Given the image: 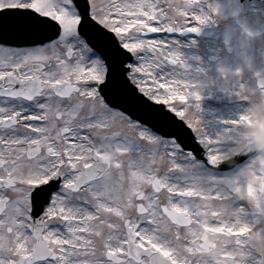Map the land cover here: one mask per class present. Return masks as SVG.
Here are the masks:
<instances>
[{
    "label": "snow or ice",
    "instance_id": "snow-or-ice-1",
    "mask_svg": "<svg viewBox=\"0 0 264 264\" xmlns=\"http://www.w3.org/2000/svg\"><path fill=\"white\" fill-rule=\"evenodd\" d=\"M162 12L0 0V264H264V158L169 100Z\"/></svg>",
    "mask_w": 264,
    "mask_h": 264
},
{
    "label": "rangeland",
    "instance_id": "rangeland-1",
    "mask_svg": "<svg viewBox=\"0 0 264 264\" xmlns=\"http://www.w3.org/2000/svg\"><path fill=\"white\" fill-rule=\"evenodd\" d=\"M218 1L219 0H214L213 3L212 0H159L163 9L161 19L164 21L165 32H167L168 28L177 32L191 31V29H198L200 27L205 29L198 38L168 36V42L164 47L173 49L178 53L179 63L175 68L164 65L163 71H176L179 73L178 79L181 88L187 90L184 94L181 93V95L183 97H189V93L191 94V97H189L190 101L187 105L192 104V102L196 104L199 102L198 107L202 109L206 108L212 113L215 112L216 108L214 109V106L208 105L207 103L211 100L222 101V97L218 94L219 91H223V89H221V84L230 79H234L237 92L233 99L236 101V109L239 113L237 115L239 119L241 118L240 124H243V127L241 126L237 133H239V137L241 138L240 141L242 142V139H246L247 128L254 125V121L249 114V107L253 100L259 98L261 94H264V89L258 90L255 83L256 78L264 76V51H260V47L256 46L260 44L264 48V40L259 39L255 44L249 42L248 46L241 42L238 43L235 40L234 42L225 41L227 38H221L219 36V29H207V26L204 25L208 24V20L211 25H217L216 16L212 14L214 13L212 6H214L213 4H217ZM218 7L219 13H225L223 17L232 13L236 15L235 13L238 11L231 0H221ZM201 21H203V23H201ZM233 32L235 31L233 30ZM236 34L241 36L238 32H236ZM235 38L237 37L235 36ZM249 47L251 49H249ZM226 48H231L232 52L229 53ZM210 58L215 59V61H213L212 65H206L208 63L207 59ZM218 58L219 62L224 61V58L233 59L241 64V69L237 67L236 72L230 71L224 76L212 80V77L205 75L204 72L208 71L207 73H210V70H216L218 68ZM245 60L251 61V64L243 65L241 62H245ZM184 63L189 65V69L184 68ZM215 63H217V65H214ZM223 65L225 66L226 64ZM209 78L211 79V85L210 89H207L209 92H207L208 94L206 95L196 88L195 82L197 80ZM188 90L192 91L188 93ZM170 98L171 97H169V100H171ZM189 111L193 118L199 121V124L202 122L203 127H200L203 129L202 131L208 132L209 136H212L209 128L204 125V121L201 117L202 112L195 105H193L192 110ZM258 126L262 128L261 122L258 123ZM211 130L213 131L212 125ZM238 144L241 143L238 142ZM225 146L228 150L233 145L225 144Z\"/></svg>",
    "mask_w": 264,
    "mask_h": 264
},
{
    "label": "clouds",
    "instance_id": "clouds-1",
    "mask_svg": "<svg viewBox=\"0 0 264 264\" xmlns=\"http://www.w3.org/2000/svg\"><path fill=\"white\" fill-rule=\"evenodd\" d=\"M241 43L248 44L249 39L246 36H240ZM196 88L203 92L210 88L211 79L197 80ZM249 114L254 121V125L246 130V142L235 144L226 152H221L218 159L221 163H229L235 157L240 155H249L255 153L259 158H264V128L258 126L259 122H264V94L253 100L249 107Z\"/></svg>",
    "mask_w": 264,
    "mask_h": 264
},
{
    "label": "flooded vegetation",
    "instance_id": "flooded-vegetation-1",
    "mask_svg": "<svg viewBox=\"0 0 264 264\" xmlns=\"http://www.w3.org/2000/svg\"><path fill=\"white\" fill-rule=\"evenodd\" d=\"M223 92L231 95L232 92L237 91V87L233 82L224 83ZM209 119L212 121V125L217 130L225 129V128H232L235 129V125L239 122L238 116L230 111L229 114L220 115V113H214L213 115L209 116ZM235 122V123H232ZM232 136L234 134L232 133ZM231 139H236L235 137H231Z\"/></svg>",
    "mask_w": 264,
    "mask_h": 264
},
{
    "label": "water",
    "instance_id": "water-1",
    "mask_svg": "<svg viewBox=\"0 0 264 264\" xmlns=\"http://www.w3.org/2000/svg\"><path fill=\"white\" fill-rule=\"evenodd\" d=\"M135 114L139 116L142 120L148 121L151 125L155 126L156 128H160L161 132L163 133L171 132L170 130L174 127L170 124L161 122L158 118L154 116V114L150 112L137 110L135 111Z\"/></svg>",
    "mask_w": 264,
    "mask_h": 264
},
{
    "label": "bare ground",
    "instance_id": "bare-ground-1",
    "mask_svg": "<svg viewBox=\"0 0 264 264\" xmlns=\"http://www.w3.org/2000/svg\"><path fill=\"white\" fill-rule=\"evenodd\" d=\"M225 33H228V32H225Z\"/></svg>",
    "mask_w": 264,
    "mask_h": 264
}]
</instances>
